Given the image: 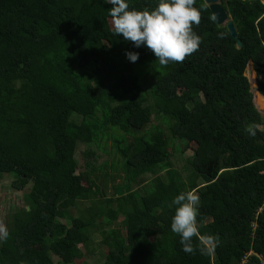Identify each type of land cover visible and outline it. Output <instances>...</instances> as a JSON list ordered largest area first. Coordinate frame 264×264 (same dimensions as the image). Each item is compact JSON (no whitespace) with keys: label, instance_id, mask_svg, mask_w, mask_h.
Segmentation results:
<instances>
[{"label":"trees","instance_id":"1","mask_svg":"<svg viewBox=\"0 0 264 264\" xmlns=\"http://www.w3.org/2000/svg\"><path fill=\"white\" fill-rule=\"evenodd\" d=\"M221 5L236 36L195 0L200 46L162 66L113 34L104 0H0V178L28 187L0 264L87 263L95 231L92 264H264V0ZM182 191L199 196L191 254L170 226Z\"/></svg>","mask_w":264,"mask_h":264},{"label":"clouds","instance_id":"2","mask_svg":"<svg viewBox=\"0 0 264 264\" xmlns=\"http://www.w3.org/2000/svg\"><path fill=\"white\" fill-rule=\"evenodd\" d=\"M111 5V31L132 42L136 48L145 47L154 54L162 66L183 62L200 46V37L193 31V24H199L200 14L194 7L195 0H157L152 9L130 8L128 0H104ZM126 57L136 62L138 52L128 51ZM249 135H255L254 126L246 128ZM175 206L171 218V231L179 237L182 250L193 253L194 238L199 235L197 216L199 196L191 191L178 193L171 201ZM9 237L8 229L0 225V242ZM201 252L206 249L201 247Z\"/></svg>","mask_w":264,"mask_h":264},{"label":"rangeland","instance_id":"3","mask_svg":"<svg viewBox=\"0 0 264 264\" xmlns=\"http://www.w3.org/2000/svg\"><path fill=\"white\" fill-rule=\"evenodd\" d=\"M221 1V0H219ZM231 19V18H229ZM247 76H251L249 78L250 81V86H251V90L253 91V95L255 96V91H257V78H256V82H255V73H251L249 75V73H246ZM264 98V97H263ZM254 105L256 107V109L258 111L261 112V115L264 117V108H262L260 102L255 103L254 101ZM77 121H79V119L74 118ZM151 123L153 125H159L163 130L166 131L167 136L169 137V133H167V129H166V125L164 122L160 121V117L153 115L152 116V121ZM150 125H148L146 128H149ZM181 148L183 147V144H180ZM106 151L109 152V156L110 158L113 157V143H112V139L109 138L106 142V144L103 147ZM170 151H174V149L171 147ZM189 154H191V151H185L184 155L188 156ZM100 155V154H99ZM104 155H100V157L98 158L99 162L103 161L104 159ZM175 166L177 167L180 163L179 160V154H176L175 157ZM78 160L80 161H85V156L84 155H79L78 156ZM84 168H82L83 170H89L87 167L83 166ZM110 167V164H109ZM115 173V171H113ZM13 177L11 175H3L0 178V225L5 226L7 222H9L10 220V216L12 215L13 212L16 211L17 208H20L24 205V198H23V194L26 190H28V187L23 189V190H16L11 186V181H12ZM84 181H86L85 177H84ZM110 181V180H109ZM117 182H120V180L117 179ZM108 184L107 186V191H111V189L109 188ZM81 208H83L82 205H80ZM120 222V221H119ZM119 222H117V224H115L116 226H118ZM101 236L99 234L98 231H95L94 234L91 237V241L86 245V246H82V250L83 252L87 255L86 256V261L87 263H82L81 260H75V264H92L95 261H101L104 259L105 254L107 252V247L102 243L101 241Z\"/></svg>","mask_w":264,"mask_h":264},{"label":"water","instance_id":"4","mask_svg":"<svg viewBox=\"0 0 264 264\" xmlns=\"http://www.w3.org/2000/svg\"><path fill=\"white\" fill-rule=\"evenodd\" d=\"M204 2L209 6V9L212 13V16L217 24H223L226 25L228 30L230 31L231 35L233 37L236 36V30L234 26L232 25L231 21L229 20V16L223 6L221 5V1L219 0H204ZM238 46L240 43H237ZM249 75L252 73L251 70H248ZM251 76H249L250 78ZM256 82V77H255Z\"/></svg>","mask_w":264,"mask_h":264}]
</instances>
